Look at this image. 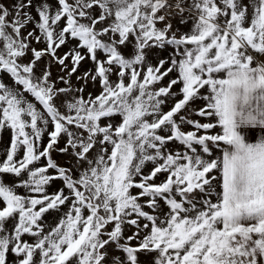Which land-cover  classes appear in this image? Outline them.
I'll use <instances>...</instances> for the list:
<instances>
[{
	"label": "snow or ice",
	"instance_id": "snow-or-ice-1",
	"mask_svg": "<svg viewBox=\"0 0 264 264\" xmlns=\"http://www.w3.org/2000/svg\"><path fill=\"white\" fill-rule=\"evenodd\" d=\"M4 130L0 264H264V0H0Z\"/></svg>",
	"mask_w": 264,
	"mask_h": 264
},
{
	"label": "rangeland",
	"instance_id": "rangeland-1",
	"mask_svg": "<svg viewBox=\"0 0 264 264\" xmlns=\"http://www.w3.org/2000/svg\"><path fill=\"white\" fill-rule=\"evenodd\" d=\"M3 2L5 4L12 5L16 2V0H3ZM33 15H35L34 10H33ZM173 25H174V28H179L181 32H187V31H189V29L191 27L190 23L187 25L180 24L178 19L173 21ZM31 27H32V25H29L28 29H25V33L28 30H30ZM33 46L37 47V48L43 47V45L35 44V42L33 43ZM65 51H67V48H63L62 50H60L59 54L63 55V53ZM170 52H171V49H167V50L152 49L151 53L149 55V60L151 61L152 64H156V63H158L159 59L167 58ZM47 62H48V59L45 58L43 63L41 64V67H43V64H46ZM91 69H92L91 62L88 60L83 61L80 65L79 69H78V72L71 77L72 86L74 88L82 86L84 84V82L81 80H77V76H82L85 72H88ZM51 71H52V79L57 80V86L63 87L64 85L60 84L58 81V77L63 74L60 70V66L57 64H53L51 67ZM171 75L174 76L175 74L173 73ZM5 82L11 83V81L8 80L7 77H5ZM165 83H167V79L165 80ZM89 93H91L92 95H96L99 93V85L98 84L94 85L91 80H89L87 82L84 95L87 96ZM165 111H167V108L165 109ZM191 118L198 119V117H195L194 115ZM10 137H11L10 130H4L2 133H0V160H2L4 158L5 149L10 143ZM55 156H56L58 162L65 163V161H66L65 157H62L59 154H55ZM150 167L151 166L149 165V168ZM147 170L148 169H146V171ZM161 179H162V177H161ZM5 180H7L9 183H11V177L10 176H5ZM58 186H59L58 183L54 184L51 188H49V192H54L55 190H57ZM45 219L47 220V222L49 224H51L52 226H55V224L58 222L59 214L58 213H49L46 215ZM128 234H131V231H129ZM154 255H155L154 253L151 255L141 254L139 257L141 264H151V261L153 260Z\"/></svg>",
	"mask_w": 264,
	"mask_h": 264
},
{
	"label": "crops",
	"instance_id": "crops-1",
	"mask_svg": "<svg viewBox=\"0 0 264 264\" xmlns=\"http://www.w3.org/2000/svg\"><path fill=\"white\" fill-rule=\"evenodd\" d=\"M254 142V141H253Z\"/></svg>",
	"mask_w": 264,
	"mask_h": 264
}]
</instances>
